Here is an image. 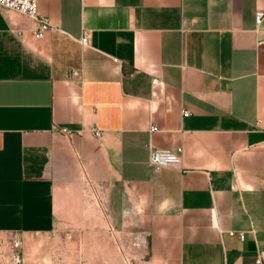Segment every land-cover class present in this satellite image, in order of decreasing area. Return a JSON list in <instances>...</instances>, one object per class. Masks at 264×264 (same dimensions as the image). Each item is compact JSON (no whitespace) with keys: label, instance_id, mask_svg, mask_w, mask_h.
Segmentation results:
<instances>
[{"label":"crops","instance_id":"1","mask_svg":"<svg viewBox=\"0 0 264 264\" xmlns=\"http://www.w3.org/2000/svg\"><path fill=\"white\" fill-rule=\"evenodd\" d=\"M38 1L0 7V264H264V0Z\"/></svg>","mask_w":264,"mask_h":264},{"label":"built area","instance_id":"2","mask_svg":"<svg viewBox=\"0 0 264 264\" xmlns=\"http://www.w3.org/2000/svg\"><path fill=\"white\" fill-rule=\"evenodd\" d=\"M0 7L18 11L24 15H27L30 18H33L39 22V28L36 33L37 37H41L42 34L52 29V25L47 17H43L39 13V1L38 0H0ZM264 19V11L259 10L256 14V22L260 24ZM81 42L84 45L90 44V39L88 35H84L81 39ZM183 113L188 114L187 111L183 110ZM152 129H156L155 126H152ZM64 131L69 132L67 129ZM99 135L100 132H97ZM183 148L177 147L176 149L171 150H159L155 149L151 152L150 162L156 171L161 170L164 167L168 166H178L182 161ZM230 235H238L241 239H244L245 233L236 231H230ZM22 242L20 239L14 238L13 246L15 248H20Z\"/></svg>","mask_w":264,"mask_h":264},{"label":"rangeland","instance_id":"3","mask_svg":"<svg viewBox=\"0 0 264 264\" xmlns=\"http://www.w3.org/2000/svg\"><path fill=\"white\" fill-rule=\"evenodd\" d=\"M47 255H46V263H51V264H69V251L68 247L65 249L60 250L59 252H62V255L59 254L58 252L54 253L52 249L47 250ZM51 252V253H50ZM35 259L37 257H34ZM128 259H127V264H128Z\"/></svg>","mask_w":264,"mask_h":264}]
</instances>
